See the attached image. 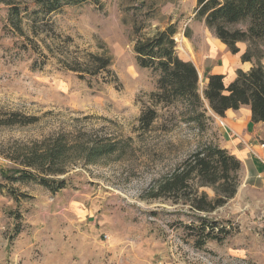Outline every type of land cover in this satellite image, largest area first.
<instances>
[{
    "label": "rangeland",
    "instance_id": "374dc122",
    "mask_svg": "<svg viewBox=\"0 0 264 264\" xmlns=\"http://www.w3.org/2000/svg\"><path fill=\"white\" fill-rule=\"evenodd\" d=\"M14 1L29 11L35 6V0ZM194 9L195 0H100L46 17L30 14L18 35L0 3V118L34 117L29 124L0 125V264H264V169L258 163L261 175L243 166L236 194L212 213L230 227L221 243L196 249L178 224L192 218L176 212L180 206L170 199L150 196L196 140L184 122H170L168 131L159 129L162 120L136 130L154 77L136 66L135 39L177 21L178 56L194 63L200 85L212 66L222 67L228 81L240 65V53L193 20ZM91 54L109 56L111 74L72 70L93 69ZM58 134L79 145L110 138L118 152L86 163V154L76 151L68 172L58 176L67 185L57 192L20 178L22 165L10 155ZM207 136L218 144L213 125ZM200 190L213 196L208 187Z\"/></svg>",
    "mask_w": 264,
    "mask_h": 264
},
{
    "label": "trees",
    "instance_id": "16d2710c",
    "mask_svg": "<svg viewBox=\"0 0 264 264\" xmlns=\"http://www.w3.org/2000/svg\"><path fill=\"white\" fill-rule=\"evenodd\" d=\"M99 2L35 0V6L29 11L22 3L0 0L8 6L9 22L18 35L23 32L24 18L30 14L36 16L42 12L46 17L65 6ZM193 20L203 23L229 52L240 53V60L250 62L251 67L246 71L236 69L234 77L228 81L223 74L206 72L200 85L194 63L178 56L177 21L168 22L149 35L137 37L132 49L136 66L154 77V89L147 94L136 130L141 133L149 131L158 120H162L158 127L163 131L169 130L170 122H184L192 128L191 134L196 140L194 148L158 180L150 196L170 199L174 205L180 206L175 208L176 212L192 218L191 222L180 221L178 224L182 225L193 246L201 249L208 241L221 243L230 232L229 225L212 213L236 194L242 166L235 155L207 136L214 118L223 117L228 109L247 106L251 121L264 123V0H197ZM189 32L186 26L183 35L189 38ZM241 44L245 45L243 51H240ZM90 57L93 69L72 70L90 75L111 74L109 56L91 54ZM33 118L23 116L18 119L14 112L0 118V125L29 124ZM76 151L86 154V163H94L118 152V147L110 138L79 145L77 141L72 143L58 134L16 149L10 158L22 165L18 171L20 178L37 181L49 191L57 192L67 185L68 179L58 176L68 172L70 159ZM6 178L18 180L15 176ZM202 187L212 189L213 196L200 190ZM14 198L17 200L18 197Z\"/></svg>",
    "mask_w": 264,
    "mask_h": 264
},
{
    "label": "crops",
    "instance_id": "0c3cea01",
    "mask_svg": "<svg viewBox=\"0 0 264 264\" xmlns=\"http://www.w3.org/2000/svg\"><path fill=\"white\" fill-rule=\"evenodd\" d=\"M196 1L197 0H195V6ZM239 63L240 65L236 69L246 71L251 67L250 62H242L239 60ZM243 65L246 66L245 69L241 67ZM210 72L225 75L224 69L220 66H212ZM234 75L235 73L229 78V80H231ZM213 126L218 130V145L235 155L241 161V168L243 166H250L251 168H254V174L257 172V176H260L262 172L260 173L258 171L259 166L263 169L264 166L249 157L245 143L249 141H256L257 139H264V123H254L251 121L249 107L244 106L238 110H226L223 117L215 116ZM256 163H258L259 166Z\"/></svg>",
    "mask_w": 264,
    "mask_h": 264
},
{
    "label": "built area",
    "instance_id": "2783aa9c",
    "mask_svg": "<svg viewBox=\"0 0 264 264\" xmlns=\"http://www.w3.org/2000/svg\"><path fill=\"white\" fill-rule=\"evenodd\" d=\"M247 153L250 158L256 160L258 163L264 166V141H258L254 143L253 141H249L245 143Z\"/></svg>",
    "mask_w": 264,
    "mask_h": 264
}]
</instances>
